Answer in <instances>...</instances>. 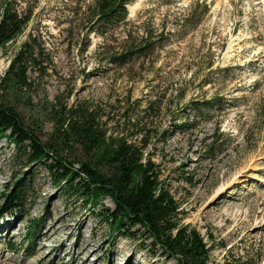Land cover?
I'll return each mask as SVG.
<instances>
[{
  "label": "rangeland",
  "instance_id": "1",
  "mask_svg": "<svg viewBox=\"0 0 264 264\" xmlns=\"http://www.w3.org/2000/svg\"><path fill=\"white\" fill-rule=\"evenodd\" d=\"M28 1L35 6L31 21L0 49V77L29 33L52 59L46 73H30V92L15 102L24 125L62 148L46 109L53 101L97 106L110 132L131 141L133 122L145 123L148 156L179 204L182 224L207 243L209 261L264 264V0H134L127 19L141 16L140 29L173 35L158 55L122 66L97 62L102 39L84 34L94 0ZM191 12L188 25H199L178 32L177 18ZM131 30L111 27L109 51ZM208 62L215 75L205 83ZM8 144L0 140V202L19 176L30 177V187L21 209L0 217V264H175L150 240L144 250L138 240L112 234L98 207L67 198L46 165L13 161ZM32 219L42 222L28 242Z\"/></svg>",
  "mask_w": 264,
  "mask_h": 264
},
{
  "label": "trees",
  "instance_id": "2",
  "mask_svg": "<svg viewBox=\"0 0 264 264\" xmlns=\"http://www.w3.org/2000/svg\"><path fill=\"white\" fill-rule=\"evenodd\" d=\"M24 1L25 8L21 5ZM133 2L94 0L86 7L84 34L102 39L95 53L97 62L122 66L135 58L158 55L163 43L170 40L173 33L169 30L140 29L141 16L136 20L127 19V6ZM34 8L28 0H0V49L24 30L31 21ZM192 14L177 18L178 32L199 25V21L188 25ZM120 26L132 30L110 52L105 36L111 27ZM101 49L107 52H101ZM51 63L41 40L29 33L0 77V140L5 139L13 147V161L25 163L26 167L46 165L54 182L65 189L67 198L82 199L86 205L98 207L97 215L107 223L112 234L138 240L144 250L147 249L146 241L150 240L155 248H160L163 257L172 259L175 264H213L209 261L210 250L204 238L197 230L182 224L179 204L163 185L158 167L148 156L146 132L140 130L145 123L133 122L134 132L130 137L135 140L131 141L122 132H110L97 106L85 102L64 106L53 101L46 109L62 148L41 142L35 131L24 125L15 102H21L30 92L34 82L30 73H46ZM211 66L208 62L205 83L215 75ZM219 98L215 97V101ZM156 99L154 95L148 100L144 107L146 111L153 108ZM192 107L193 110L197 108L195 104ZM184 125L193 128L192 124H180L179 129ZM75 149L80 150V157L68 154ZM29 178H15L11 187L2 193L0 217L15 213L25 205ZM105 199L110 201L111 207L104 206ZM41 222L42 219L30 221L28 242L33 241ZM33 255V252L29 253L30 257ZM224 264L233 263L226 261Z\"/></svg>",
  "mask_w": 264,
  "mask_h": 264
},
{
  "label": "bare ground",
  "instance_id": "3",
  "mask_svg": "<svg viewBox=\"0 0 264 264\" xmlns=\"http://www.w3.org/2000/svg\"><path fill=\"white\" fill-rule=\"evenodd\" d=\"M221 204H225V202H221ZM230 205L229 203L225 204V206H228ZM224 213V212H223Z\"/></svg>",
  "mask_w": 264,
  "mask_h": 264
}]
</instances>
